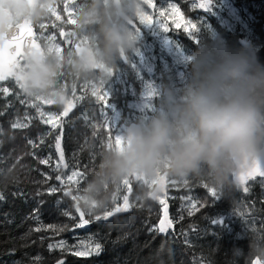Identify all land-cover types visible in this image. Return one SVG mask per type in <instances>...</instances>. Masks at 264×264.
I'll list each match as a JSON object with an SVG mask.
<instances>
[{"label": "trees", "instance_id": "16d2710c", "mask_svg": "<svg viewBox=\"0 0 264 264\" xmlns=\"http://www.w3.org/2000/svg\"><path fill=\"white\" fill-rule=\"evenodd\" d=\"M59 1L57 13L62 17L61 20H55V16L50 14L33 26L41 44V34L46 37L56 34L58 39L54 43L64 47V55L75 50V47L74 43L66 46L65 40L59 38L60 29L68 33L76 30V25L67 23L68 14L61 5V0ZM174 1L196 22L199 31L195 30L192 35L184 30L175 31L187 54V59L178 64L179 72L182 70L185 76L183 82L177 80V69L173 63L169 68L161 63L152 65L151 79L163 91L167 87L177 94L183 92L192 77V57L205 48L219 49L225 44L232 49L248 46L259 48L264 43V0H231L239 18L231 28L221 24L211 12L207 20H204L202 15L205 16L206 13L195 7L196 0ZM212 1L211 7L216 9L217 1ZM83 3L85 0H77L78 6ZM76 15L77 10L74 19ZM135 22L144 34L141 23L138 20ZM40 24L45 27L41 29ZM127 54L128 60L120 58L117 61L111 78L104 71L96 69L95 76L85 80L74 75L70 65L63 61L62 74L57 79L66 86L75 107L65 121L62 117L68 170L64 172L61 169V172L65 181L74 169L83 174L68 184L74 195H82V190L98 169L102 154L108 150L107 144L111 142L114 145V116L120 115L121 126L139 122L133 119L135 110L131 107V102L139 89V78L147 79L149 74L143 69L142 75H137L131 63L132 56L129 52ZM102 79H106L107 83L102 84ZM3 87H7L9 93H0V110L7 105V109L0 115V190L6 193L5 199L0 201V264H34L36 257H40V260L35 261V264H57L60 259L64 260V264H250V259L256 258L252 255L250 242L264 246V185L259 178L248 181V193H244L241 186L230 193L216 188L221 195V200L217 203L209 191L214 186L206 179L189 177L179 180L166 176L168 180L175 182L169 190L170 196L166 198L169 219L174 225V230L170 229L167 234L149 231L163 218V206L146 194L149 190L142 189L141 182L132 178L130 193L123 187L119 191L113 189V194L117 197L116 203L122 204L123 196L129 195L132 206L128 211L108 222H94L84 229L73 230V221L64 216L63 212L69 211L78 217L75 202L62 192L53 195L47 193L52 184L57 187L60 184L54 179L46 181L44 175L57 174L52 168L58 159L51 147L53 137L45 135L51 126L44 125L38 118L36 109L29 106L32 102H40L23 93L14 79L0 83V88ZM109 88L112 97L109 102L113 108L104 110L92 93L95 90L98 94H103ZM162 97L160 93L154 96L155 110L162 107ZM20 100L25 103H20ZM41 107L44 111L59 115L64 105L41 104ZM29 119L31 122L27 128L11 127L17 120L28 123ZM41 137L44 138V143L38 148L28 144V140L39 144ZM31 153H35V156ZM49 154L53 157L51 164L41 165L39 159L47 158ZM17 192L23 195H14ZM186 197H191L192 200L189 201ZM192 202H196L200 210L189 216ZM205 202L209 206L200 207ZM113 206L111 202L104 209L93 210L92 215H102ZM34 209H39V221L32 219ZM80 209L85 212V218H89V210L86 211L81 203ZM206 216L223 217L225 223L221 226L210 225ZM39 224L67 225L68 229L59 234L52 230L34 231ZM182 233H186V237ZM89 236L93 241L101 243L103 250L99 255L77 257L60 249L48 248L49 244L61 240L71 247L80 241H88ZM185 239L188 243H185Z\"/></svg>", "mask_w": 264, "mask_h": 264}, {"label": "clouds", "instance_id": "9594fccd", "mask_svg": "<svg viewBox=\"0 0 264 264\" xmlns=\"http://www.w3.org/2000/svg\"><path fill=\"white\" fill-rule=\"evenodd\" d=\"M59 0H0V44L18 24H38ZM145 0H85L77 6L76 34L86 42L64 54L74 75L85 80L96 69L115 67L135 50V21ZM26 92L63 106L70 99L58 82L54 53L28 56L17 69ZM123 143L102 154L97 171L82 190L87 211L104 209L113 189L139 177L141 188L158 193L152 181L162 176L206 179L230 193L238 178L264 164V63L251 47L205 48L192 57V77L181 94L165 88L161 109L149 120L132 123L121 133ZM146 181V183H145ZM146 194H148L146 192ZM252 255L264 261V246L250 242ZM243 251V250H239Z\"/></svg>", "mask_w": 264, "mask_h": 264}, {"label": "snow or ice", "instance_id": "6c2138e0", "mask_svg": "<svg viewBox=\"0 0 264 264\" xmlns=\"http://www.w3.org/2000/svg\"><path fill=\"white\" fill-rule=\"evenodd\" d=\"M145 4H148L152 7H155V5L152 4V0H145ZM211 5V0H207V2H204L202 0L201 3L195 5V7L198 8H204L206 11L209 10ZM168 10L173 14L176 15L179 13V9L176 7L175 4H169ZM67 11V8H66ZM51 15L55 16V20L59 21L62 19V17L56 12L55 8L51 11ZM74 13L72 11H68V20L67 23L76 25L77 21L76 19H73ZM160 17L165 16L164 11L159 12ZM140 23L144 26V28H157L165 33L169 32V27L166 23L160 22L159 20L153 21V17L151 15H148L144 11L139 16ZM189 24L192 29H195L197 32L199 29L197 28V25L194 23H191L189 21ZM39 27L43 29L45 25L40 24ZM138 37L141 34V29L136 27L134 25ZM176 28H180V24L176 23ZM185 31H188V28H185ZM60 35L65 36L67 35L69 37L68 43H74V38H77L75 41V50L79 51L82 44L86 41L83 38L78 37L76 34V31L70 32L65 34L63 29H60ZM189 35H192V33L189 32ZM34 37V30L31 24L24 23V24H18L16 25L13 30L8 34L3 44H0V81H4L8 79L9 77L14 78L15 83L18 85L19 89L23 91L28 97H32L26 92V85L23 82V77L18 73L17 69L20 68L25 64L26 58L28 56H35L38 54H43L45 51L48 53H54L56 54L58 58V72L57 77H59L62 72L61 69L63 68V61H64V55L63 50L60 48L58 44H55V36L50 35L46 37L48 41L47 48H42L40 43L37 42ZM123 59H127V55H122ZM114 74V67L107 69V77L111 78ZM101 83H107L106 79H102ZM66 89V86H64ZM151 87V85H150ZM0 93H9V89L7 87L0 88ZM157 93L155 89L150 93V95L155 96ZM93 96L96 97V101L99 102L102 105V109H112L113 105L109 101L111 100V91L110 88L108 90H105L103 94H98L97 91H93ZM17 98L19 96L17 95ZM34 98V101H38L40 103L32 102L29 104L30 107H33L36 109L38 113V118L41 120V122L44 125H50V130L45 134L46 136H52L53 137V144L51 147L54 148L55 152L58 154V162L55 164V167L52 168V171L57 173L55 176L48 175L45 173L46 181L55 180L59 182L60 187H57L56 184H52L48 189L47 193L49 195L56 194L58 192H62L65 197H70L72 201L75 202V210L79 214L77 216H73L71 212L64 211L63 215L66 217H70L73 221V230L74 229H84L86 226H90L94 222H100V221H108L112 216H114L117 213L126 212L130 209L132 205L129 203V195L125 194L122 198V204L116 203L117 197L114 195L112 202H113V208L111 210H105L102 215H92V211L95 208V204L92 205V208L88 212L89 218H85L86 214L84 211L80 209V195H74L73 190L71 187H68V184L72 183L75 178L82 177V173L73 170L70 175L67 176L66 181L62 178V168H67L68 164L65 163V152L64 148L62 146L63 138H64V132H63V121L62 117H67L69 112L75 107V103L72 99H69L67 103L64 105L63 111L61 114L57 115L55 113L46 112L41 107V104L44 105H53L55 104L54 101L50 99H45L43 97H32ZM20 103H25L24 100H20ZM7 109V105L4 106L3 110H0V115L3 114V111ZM105 117L107 118V112H104ZM30 119L28 123H23L19 120L13 122L11 124L12 128H27L30 124ZM59 129V131H56ZM122 130H120V133ZM44 143V138L41 137L39 140V144L33 142L32 140H28V144L31 145L33 148H38L40 144ZM123 143V138L121 134L115 135L114 138V145L116 147H120ZM113 143L109 142L107 144V149L110 150L113 146ZM33 156H35V153H31ZM52 154H49L47 158H41L39 159V163L41 165L48 166L52 162ZM11 171V169H9ZM166 176H162L159 181H152V184L158 188V193H154L149 191L148 196L153 199L157 200L160 205L163 206V218L160 219L158 225H155L149 229L150 232H156L157 234H167L169 232V229L174 230V225L172 220L169 219V206L164 198V196L160 195V193H164L166 195ZM260 178V182L262 185H264V164L257 162L254 167L249 169L246 173H242L238 178L239 186H241L242 191L244 193H248L250 191V187L248 185V181H255L257 178ZM136 181L142 182L139 177H133ZM132 179V178H131ZM131 179H126L122 182V184L116 188L117 191L123 187L127 190L128 193L132 190V184ZM79 181H76L78 183ZM146 183V181H145ZM175 183L174 181L172 182ZM185 183H187L185 181ZM207 187V185H205ZM211 197L214 198L215 202H219L221 200V195L218 194L217 189L215 187L209 189ZM14 195L22 196L23 193L17 192ZM6 193L3 190H0V201H3L5 199ZM187 200L191 201V197H186ZM209 205L207 202L200 205V207H208ZM214 206V205H213ZM200 208L197 207L196 202L191 203V209L188 211V215L191 216L194 214V212L199 211ZM39 209H34L32 213V219L39 221V216L37 215ZM210 225H217L221 226L225 223L224 218L220 216H206L205 217ZM180 219H183V216L180 217ZM68 229L67 225H43L39 224L34 231L40 232L42 230H52L54 233L59 234L65 230ZM186 237V233H182ZM185 243H188L187 239H185ZM49 250H55L60 249L62 252H68L72 255H75L77 257H89L92 255H99L100 252L103 250L102 245L99 241H93V238L89 236L88 241H80L78 244L74 246H68L65 241L61 240L58 243L55 244H49L48 245ZM77 249V250H73ZM40 257H36L35 261H39ZM34 261V264H35ZM57 264H64V260L60 259L57 261ZM250 264H264V261H261L259 257H256L254 260L250 259Z\"/></svg>", "mask_w": 264, "mask_h": 264}, {"label": "rangeland", "instance_id": "374dc122", "mask_svg": "<svg viewBox=\"0 0 264 264\" xmlns=\"http://www.w3.org/2000/svg\"><path fill=\"white\" fill-rule=\"evenodd\" d=\"M217 6L216 9L214 7H211L213 1L211 0V5L209 10H205L204 8H199L202 12H205L206 15H202L204 20H207V16L211 12V14L216 16V19L221 22V24L227 26L228 28L233 27L235 22L239 20L235 7L233 6V3L231 0H216ZM197 4L201 3L202 0H196ZM204 2H207V0H204ZM60 1L57 3L55 10L58 12ZM152 4L155 5V7H152L148 4L144 5V12L148 15H151L153 17V21L159 20L160 22L166 23L169 27V32L165 33L157 28H144V34H140L138 38V44L136 45L135 50L129 51L130 55L132 56V66L135 69L137 75L143 73V69H145L148 74L149 78H139V89L136 91V96L134 99H132L131 107L135 110L133 113V119L136 121L141 120H149L153 117V113H157L160 109L154 108V96L150 95V93L155 89L156 93H160V96H163L164 91L160 88V85L154 81V79H151V73H152V65L155 63H161L163 66L169 68L170 64L173 63L174 68L177 69V80H180L181 82L184 81V74L183 71L179 72L178 64H181L185 59H187V54L180 45L178 38L176 37V30H184L187 27L188 31H186L188 34L193 33L195 29H192L189 21L191 23L196 24V22L181 8V6H178V3H176L174 0H152ZM169 4H175L176 7L179 9V13L176 15H173L168 10ZM61 5L66 10L67 8V14L68 11H72L74 15L76 14L77 10V0H61ZM164 11L165 16L160 17L159 12ZM73 15V19H74ZM198 16H201L200 13H197ZM136 20H139L137 18ZM135 26L137 27L136 22ZM176 23L180 24V28H176ZM197 25V24H196ZM76 30H70L68 33L73 32ZM65 34H67L65 32ZM55 36V39L57 38L56 34H53ZM145 35V37H144ZM37 36V33H36ZM41 38H43V47L47 48L48 41L46 39V36L40 35ZM43 36V37H42ZM59 38L61 40H65L66 46H68L70 43H68L69 37L67 35L61 36L59 35ZM76 41L77 38H74ZM56 43V42H55ZM60 48L63 50L64 47L60 44H58ZM75 47V42L73 44ZM127 57L128 54L126 53ZM123 60V58L121 57ZM128 60V59H127ZM127 62V61H126ZM102 70V69H98ZM103 71V70H102ZM96 85V84H95ZM151 85V87H150ZM54 105V104H53ZM139 114H137V112ZM47 112V111H46ZM115 123L116 126V135L120 134V130H125L128 125H120V115L116 114L115 116ZM166 181V195L164 193H160V195L164 196L166 199L170 196L171 192L169 191L170 188H173V180H168L167 177H165Z\"/></svg>", "mask_w": 264, "mask_h": 264}, {"label": "water", "instance_id": "95a60500", "mask_svg": "<svg viewBox=\"0 0 264 264\" xmlns=\"http://www.w3.org/2000/svg\"><path fill=\"white\" fill-rule=\"evenodd\" d=\"M31 26L33 27V30H34V37H33V38L36 39V30H35V27L33 26V24H31ZM263 30H264V27H263ZM36 40H37V39H36ZM37 42L40 43V45H41L42 48H44L40 41L37 40ZM248 47H251V49H252V50L256 53V55L258 56L260 62H261V63H264V43H263V45H262L261 47H259V48L252 47V46H248ZM12 79H14V78L9 77L8 79H6V80H4V81H0V83H6L7 80H12ZM62 146H63V148H64V144H63V142H62ZM64 152H65V150H64ZM55 153H56V152H55ZM56 156H57V159H58V154H57V153H56ZM65 163H67L66 155H65ZM67 164H68V163H67ZM62 170H63L64 172H66V171L68 170V167H67V168H62ZM258 178H259V177H258ZM259 179H260V178H259ZM123 213H124V212L117 213V214H115L114 216H112L110 219H112V218H114V217H116V216H118V215H120V214H123ZM110 219H109V220H110ZM109 220H108V221H109ZM108 221H104V222H108ZM169 230H170V229H169Z\"/></svg>", "mask_w": 264, "mask_h": 264}, {"label": "flooded vegetation", "instance_id": "af4514ba", "mask_svg": "<svg viewBox=\"0 0 264 264\" xmlns=\"http://www.w3.org/2000/svg\"><path fill=\"white\" fill-rule=\"evenodd\" d=\"M63 119H64L63 121H65L66 120V117H64Z\"/></svg>", "mask_w": 264, "mask_h": 264}]
</instances>
